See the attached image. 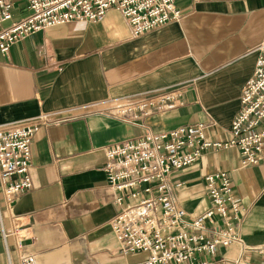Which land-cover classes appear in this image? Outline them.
<instances>
[{
	"label": "crops",
	"instance_id": "1",
	"mask_svg": "<svg viewBox=\"0 0 264 264\" xmlns=\"http://www.w3.org/2000/svg\"><path fill=\"white\" fill-rule=\"evenodd\" d=\"M18 9L24 3L16 1ZM182 17L133 37L108 10L96 22L48 27L0 52V124L56 113L57 124L32 137L31 188L6 208L3 225L29 228L34 264H128L110 222L120 208L105 182V148L144 133L204 123L211 141L227 142L264 43V0H179ZM15 11V20L26 16ZM180 86L178 103L148 116L117 115L124 99ZM227 172L241 212L240 243L219 249L223 264H264V163L243 166L221 148L168 178L170 195L190 218L211 207L205 177ZM18 180L14 175L10 182ZM0 237V264H7ZM13 264H17L13 259Z\"/></svg>",
	"mask_w": 264,
	"mask_h": 264
},
{
	"label": "built area",
	"instance_id": "2",
	"mask_svg": "<svg viewBox=\"0 0 264 264\" xmlns=\"http://www.w3.org/2000/svg\"><path fill=\"white\" fill-rule=\"evenodd\" d=\"M24 3L23 9L15 6ZM179 0H0V52L6 55L15 43L48 27L71 22L99 21L116 9L127 21L131 35L139 37L181 19ZM26 16L15 20L14 13ZM253 73L240 93V110L235 115L227 142L211 141L204 123L171 131L144 133L105 148L103 173L114 193L119 212L110 222L111 230L126 255H143L130 264H223L219 249L240 243L233 219L241 209L233 196L227 172L205 177L211 207L190 218L171 197L169 176L197 162L205 153L236 148L243 166L264 163V43L257 49ZM183 87L162 89L122 100L117 115L148 116L153 109L164 110L178 103ZM56 113L0 124V181L6 208L31 188L29 176L31 141L35 132L61 121ZM18 176L10 182L9 178ZM0 237L7 264H34L25 251L29 228L18 218L3 225ZM237 264V263H235Z\"/></svg>",
	"mask_w": 264,
	"mask_h": 264
},
{
	"label": "rangeland",
	"instance_id": "3",
	"mask_svg": "<svg viewBox=\"0 0 264 264\" xmlns=\"http://www.w3.org/2000/svg\"><path fill=\"white\" fill-rule=\"evenodd\" d=\"M130 259H131V262L130 263H133V262H138V261H141L143 259V255H130ZM128 263V264H130Z\"/></svg>",
	"mask_w": 264,
	"mask_h": 264
}]
</instances>
